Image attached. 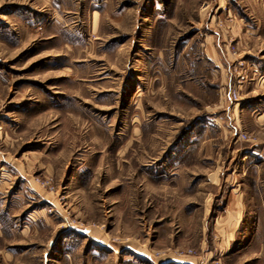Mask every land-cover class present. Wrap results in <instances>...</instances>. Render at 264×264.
<instances>
[{
    "label": "rangeland",
    "instance_id": "obj_1",
    "mask_svg": "<svg viewBox=\"0 0 264 264\" xmlns=\"http://www.w3.org/2000/svg\"><path fill=\"white\" fill-rule=\"evenodd\" d=\"M0 264H264V0H0Z\"/></svg>",
    "mask_w": 264,
    "mask_h": 264
},
{
    "label": "crops",
    "instance_id": "obj_2",
    "mask_svg": "<svg viewBox=\"0 0 264 264\" xmlns=\"http://www.w3.org/2000/svg\"><path fill=\"white\" fill-rule=\"evenodd\" d=\"M255 10H256V9H255L253 6H250V11H253L254 14H256ZM255 19H256V18H255ZM257 22L260 23L259 21H257ZM258 23H257V25H258ZM212 47H213V46H212ZM230 211L233 213V215H234L235 217H237V219H240V218H241V212H240L239 206H238L237 204L232 205Z\"/></svg>",
    "mask_w": 264,
    "mask_h": 264
},
{
    "label": "built area",
    "instance_id": "obj_3",
    "mask_svg": "<svg viewBox=\"0 0 264 264\" xmlns=\"http://www.w3.org/2000/svg\"><path fill=\"white\" fill-rule=\"evenodd\" d=\"M229 98H230L231 100L236 101L237 98H238V92H237L236 90H232V91H230V92H229ZM240 137H241V139H243V140H245V138H246L245 135H241Z\"/></svg>",
    "mask_w": 264,
    "mask_h": 264
}]
</instances>
